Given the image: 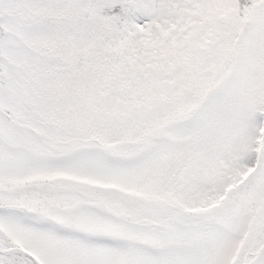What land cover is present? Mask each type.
<instances>
[{
    "label": "snow or ice",
    "instance_id": "1",
    "mask_svg": "<svg viewBox=\"0 0 264 264\" xmlns=\"http://www.w3.org/2000/svg\"><path fill=\"white\" fill-rule=\"evenodd\" d=\"M0 264H264V0H0Z\"/></svg>",
    "mask_w": 264,
    "mask_h": 264
}]
</instances>
